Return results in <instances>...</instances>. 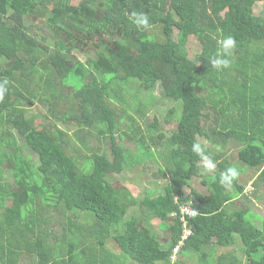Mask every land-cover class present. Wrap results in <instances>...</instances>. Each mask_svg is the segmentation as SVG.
<instances>
[{
    "label": "trees",
    "instance_id": "16d2710c",
    "mask_svg": "<svg viewBox=\"0 0 264 264\" xmlns=\"http://www.w3.org/2000/svg\"><path fill=\"white\" fill-rule=\"evenodd\" d=\"M262 1L0 0V82L8 81L0 101V264H244L232 253L213 258L212 248L240 239L248 256L264 250V216L236 206L251 200L248 184L258 199L264 193V14L255 13ZM133 12L148 15L151 28L137 29ZM42 18L47 32L39 34L34 20ZM229 35L232 65L215 71L209 60ZM162 64L164 96L175 103L164 118L176 123L169 136L158 116L143 119L151 104L139 96L157 88ZM36 104L40 130L29 118ZM128 138L149 154L134 168L169 178L161 191L136 198L116 188L132 157L120 142ZM197 141L214 172H202L191 151ZM229 166L240 174L226 189L219 177ZM198 177L204 192L192 187ZM187 204L198 213L194 235L175 255L177 213ZM153 220L165 244L146 229ZM247 264H264V256Z\"/></svg>",
    "mask_w": 264,
    "mask_h": 264
},
{
    "label": "rangeland",
    "instance_id": "374dc122",
    "mask_svg": "<svg viewBox=\"0 0 264 264\" xmlns=\"http://www.w3.org/2000/svg\"><path fill=\"white\" fill-rule=\"evenodd\" d=\"M80 0H75V2H79ZM255 13L256 15L264 14V0L262 2H259L256 7H255ZM36 22L34 26V31L39 34H43L45 29V24L46 21L42 18V20L38 21L37 19L34 20ZM190 50L192 54H195L197 51H199V44L197 42H191L190 43ZM49 49V48H48ZM46 49V50H48ZM89 49L91 52L95 53V48L94 46H90ZM86 52H84L85 54ZM89 53V52H88ZM74 55H77L82 62H85V57L84 55H81L79 52H74ZM160 74L162 75V78L155 90L151 92H145L141 91L140 93V99L144 102H148L151 104L150 111L149 113L146 114V116L143 118L144 120L147 121V123H152L154 121V116H158L159 118V125L158 127L161 129L160 131L167 133V135H170V132H172L174 126L176 123L173 125H168L164 118L169 115V111L175 106V103L172 102L170 99L166 98L164 95L165 89L168 87V73L165 70V66L162 64L159 66ZM136 89H139V83H135ZM40 104H36V106H32L29 108L30 114V122L32 126H34L36 129H42L44 127V118L42 114L38 111ZM125 110L129 112L130 115L136 116L137 118H140V115L135 113L131 108L129 107H123ZM182 109L180 108V112ZM142 120V122L144 121ZM145 126V125H144ZM75 129H69V133H73ZM133 136V135H132ZM136 140L133 139H127L126 141H121L120 142L123 144V146L126 148L127 153H131L132 157L131 159L125 160V171L122 174V177L115 176L116 181L115 184L117 185V189H127L128 191L131 192V194L136 197V198H142L146 192L149 190H154L155 192L161 191L167 184L168 182V177L166 179H161L160 182L157 181V179L154 177V175H149L148 171L144 173V170L141 167H136L134 168L131 164L132 161L137 160L139 158H148L149 154L145 149H140L138 148ZM154 149V148H153ZM212 150L215 152H222L223 149H215L212 147ZM234 153V152H233ZM231 153V154H233ZM229 153V155L231 156ZM236 156L233 154L231 156V162L234 163L236 160L234 158ZM37 160V157H34ZM6 173V180L9 182H12L13 178L10 176L12 175L13 171L10 169H7L5 171ZM157 181V182H156ZM192 187L195 190H198L200 192L206 191L205 188L201 184V178L198 177L194 179V183L192 184ZM253 187L252 185H247L246 186V194L249 196L251 199L248 203L242 202V198L237 199V204L236 206L243 209L244 212H248L250 209H253L255 212H258L259 214H262L264 216V193L263 195H260V198L258 199L256 196H253L252 191ZM137 210V209H136ZM142 215L147 217L148 212L146 210H140ZM152 226L153 231L157 234L159 237L160 241L165 244L167 236L166 232H164L163 229L160 228V223L156 222L155 220L151 222L145 223L147 228H150L149 224ZM238 237V234H236ZM212 253H213V258H216L222 254L226 253H232L235 257H237L241 262L244 264L250 263L251 260L258 261L259 258L264 256V250L262 248L259 249V251L252 255L248 256L245 254V251L241 247V241L238 239L233 245H231L229 248H221V247H214L212 248ZM24 261H22L23 263Z\"/></svg>",
    "mask_w": 264,
    "mask_h": 264
},
{
    "label": "clouds",
    "instance_id": "9594fccd",
    "mask_svg": "<svg viewBox=\"0 0 264 264\" xmlns=\"http://www.w3.org/2000/svg\"><path fill=\"white\" fill-rule=\"evenodd\" d=\"M130 20L137 29L148 30L151 28L149 17L145 13L133 12L130 15ZM216 44H217L216 51L209 60L211 68L218 72L229 69L232 65L231 57L233 56L234 50L236 48L235 38L230 35L226 37H222L217 40ZM7 85H8L7 80L0 82V101H3V99L5 98L8 92ZM205 147L206 146H203L200 142L197 141L192 144L191 151L193 152V154H195L196 156L200 158L199 163H200V166L202 167V172L204 174H207V173L214 172L216 170L217 164L211 158V156L206 152ZM239 174L240 173L237 167L229 166L221 173L219 177V183L226 189L230 188L232 187L233 182L238 178ZM187 205H190V204H187ZM197 216H198V213L196 217ZM195 218H193L192 220H194ZM190 228L192 229L193 235H194V230L191 225H190ZM192 236H190V238H192ZM190 238L187 241H189ZM180 239H181V236H180Z\"/></svg>",
    "mask_w": 264,
    "mask_h": 264
},
{
    "label": "built area",
    "instance_id": "2783aa9c",
    "mask_svg": "<svg viewBox=\"0 0 264 264\" xmlns=\"http://www.w3.org/2000/svg\"><path fill=\"white\" fill-rule=\"evenodd\" d=\"M180 222L183 225V232L181 235L180 242L174 249V254H178L181 250L182 245L193 235V231L190 228V221L196 217L197 213L193 210L190 205H182L179 207V212L177 213Z\"/></svg>",
    "mask_w": 264,
    "mask_h": 264
},
{
    "label": "crops",
    "instance_id": "0c3cea01",
    "mask_svg": "<svg viewBox=\"0 0 264 264\" xmlns=\"http://www.w3.org/2000/svg\"><path fill=\"white\" fill-rule=\"evenodd\" d=\"M22 261H24V259H22ZM22 261H21V264H26V262H23V263H22Z\"/></svg>",
    "mask_w": 264,
    "mask_h": 264
}]
</instances>
